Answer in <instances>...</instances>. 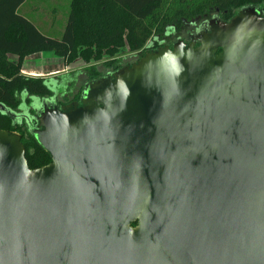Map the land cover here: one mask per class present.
Wrapping results in <instances>:
<instances>
[{
	"label": "water",
	"instance_id": "1",
	"mask_svg": "<svg viewBox=\"0 0 264 264\" xmlns=\"http://www.w3.org/2000/svg\"><path fill=\"white\" fill-rule=\"evenodd\" d=\"M205 28L0 129V264H264V10Z\"/></svg>",
	"mask_w": 264,
	"mask_h": 264
},
{
	"label": "trees",
	"instance_id": "2",
	"mask_svg": "<svg viewBox=\"0 0 264 264\" xmlns=\"http://www.w3.org/2000/svg\"><path fill=\"white\" fill-rule=\"evenodd\" d=\"M23 2L0 0V129L20 134L31 169L49 163L50 158L16 113L21 107L30 108L33 102L51 97L54 89L60 92L61 86L53 77L23 74L25 57L49 51L68 66L77 59L87 63L106 55L104 65L116 70L122 66L116 58L121 49L142 50L169 23L176 27L209 9L226 11V19L244 6L256 5L264 10V0H69L62 32L52 37L19 13ZM95 69H89V80L104 74Z\"/></svg>",
	"mask_w": 264,
	"mask_h": 264
},
{
	"label": "rangeland",
	"instance_id": "3",
	"mask_svg": "<svg viewBox=\"0 0 264 264\" xmlns=\"http://www.w3.org/2000/svg\"><path fill=\"white\" fill-rule=\"evenodd\" d=\"M37 8H32L31 0H26V2L21 7V13L24 14L30 21L38 26L39 30L42 32H48V35L59 37L60 32L62 31L67 13L69 8V0H37L35 3ZM214 9H209L204 15L193 18L188 21H182L178 26L169 23L164 26V29L160 35L153 36L157 41H172L175 40L177 36L185 35V31L192 30V24L197 23L198 21L209 18L211 13H214ZM51 33V34H50ZM169 34L165 36V34ZM152 38V37H151ZM131 53L125 49H121L116 58L118 62L123 65L128 61H133L134 57L130 55ZM53 56L52 52L46 51L38 53L36 58L39 57H51ZM12 61L15 59L10 56ZM57 59V58H56ZM33 60V59H32ZM31 60V61H32ZM107 60L106 55H103L101 60H92L90 62H84L81 59L75 60L73 63L64 68V71H60L55 74H45L46 78L53 77L57 84L62 86V95H59L58 98L63 101H67L77 90H82L83 84L89 80V72L91 67L96 68L95 70L105 73L111 69L106 68L105 62ZM30 62V61H29ZM27 63V60L24 62ZM31 63V62H30ZM59 66H54L55 69H58ZM44 73V72H43ZM44 77V76H42ZM52 80V79H50ZM57 89H54L56 91Z\"/></svg>",
	"mask_w": 264,
	"mask_h": 264
},
{
	"label": "flooded vegetation",
	"instance_id": "4",
	"mask_svg": "<svg viewBox=\"0 0 264 264\" xmlns=\"http://www.w3.org/2000/svg\"><path fill=\"white\" fill-rule=\"evenodd\" d=\"M225 16H226V11L220 12L219 10L216 9L214 11V13H211V15H210L209 18H204V19L198 21L197 23L192 24V27H193L192 30L185 31V35H183L181 37L180 36H177L176 39L175 40H172V41H167V42H165L163 40L157 41V39L155 37H152V38H150L148 40V42L146 43L145 47L142 50H140L138 52H130L131 53L130 55L134 57V60L133 61H128V62L124 63L122 66L129 65V64L133 63L134 61H136L141 56V53H145V52L150 51V50H152L154 48H157V47H160V46H168V47L171 48L172 47V44L175 41H177V40H182L185 43H189L190 40H191V37H193L194 35H196L199 30L206 29L205 28V25L210 20H212V19H218L220 21H228L231 18L230 17V18L226 19ZM167 35H169V34L168 33L165 34V36H167ZM197 44H198V42L196 41L195 45H197ZM110 71H113V70H110ZM107 72H109V71H107ZM56 85L57 86H61L60 84H57V82H56ZM54 93H55L56 98H57V105H63V104H67V103L72 102V101H78L79 98H80L81 90H77L73 94V97H71L67 101H63L62 99L58 98L59 95H62L61 93H63L62 92V86H61V91L60 92H58V91L56 92L55 91ZM39 102H40V99H39V101H37V104ZM34 112H35L34 109L26 108V107H21V109L16 113V116H17L18 121L20 123H22V122H25V119L27 117L33 116L34 115Z\"/></svg>",
	"mask_w": 264,
	"mask_h": 264
},
{
	"label": "crops",
	"instance_id": "5",
	"mask_svg": "<svg viewBox=\"0 0 264 264\" xmlns=\"http://www.w3.org/2000/svg\"><path fill=\"white\" fill-rule=\"evenodd\" d=\"M25 2H26V0H24V2L22 3V5L18 9L19 13L21 15H23V16H25V15L21 13V7L23 6V4ZM35 3H37V0H31L32 8H34V9L37 8V6H35ZM43 33L44 34H49L46 31L43 32ZM37 54L38 53H35V54L29 55V56H27V57L24 58L23 63H22V67H21V72L23 74L29 75V76H41V77L44 76V77H46L45 74H48V75L55 74V73H58L60 71H64V68L67 67V66L64 65L62 59L59 58V57H57V56H55L53 53H52L53 56L56 57L57 59L56 58H53L51 56H50L51 58H49V57H46V58L45 57L36 58V55ZM13 58L15 59V57H13ZM26 60H27V63H24ZM54 66H59V67H58V69H55Z\"/></svg>",
	"mask_w": 264,
	"mask_h": 264
}]
</instances>
